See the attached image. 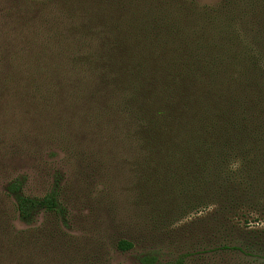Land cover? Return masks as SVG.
<instances>
[{
	"label": "rangeland",
	"instance_id": "374dc122",
	"mask_svg": "<svg viewBox=\"0 0 264 264\" xmlns=\"http://www.w3.org/2000/svg\"><path fill=\"white\" fill-rule=\"evenodd\" d=\"M220 3L0 0V264H142L148 255L158 264H264L248 256L264 255V165L234 155L220 172L231 188L224 196L213 179L196 199H136L145 156L122 108L138 85L133 61L148 53L140 55L138 22L125 17L163 10L183 26L188 11ZM112 57L135 58L112 67ZM242 167L248 197L237 184ZM14 182L31 199L54 194L59 211L21 220ZM227 197L238 206H225ZM122 240L133 249L117 250Z\"/></svg>",
	"mask_w": 264,
	"mask_h": 264
},
{
	"label": "trees",
	"instance_id": "16d2710c",
	"mask_svg": "<svg viewBox=\"0 0 264 264\" xmlns=\"http://www.w3.org/2000/svg\"><path fill=\"white\" fill-rule=\"evenodd\" d=\"M163 12L142 19L134 14L125 17L138 22L136 29L144 35L140 55L147 52L148 57L110 59L112 67L134 58L141 67L137 88L130 84L122 108L133 123L128 139L138 138L145 156L139 166L136 199H196L213 179L224 196L231 188L220 172L230 166L234 155L244 164L264 165V0H222L215 9L194 8L183 26L175 22L173 13ZM118 44V50H127L126 43ZM245 167L237 184L248 197L251 188ZM9 191L25 222L39 212L60 209L54 194L28 198L19 182L12 183ZM235 201L227 197L225 206H238ZM133 247L126 240L116 245L123 253ZM231 249L246 254L241 245ZM141 262L158 264L159 260L148 255ZM166 264H184V259Z\"/></svg>",
	"mask_w": 264,
	"mask_h": 264
}]
</instances>
